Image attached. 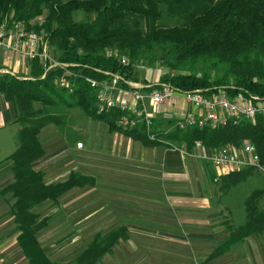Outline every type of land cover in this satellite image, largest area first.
Listing matches in <instances>:
<instances>
[{
    "label": "trees",
    "instance_id": "1",
    "mask_svg": "<svg viewBox=\"0 0 264 264\" xmlns=\"http://www.w3.org/2000/svg\"><path fill=\"white\" fill-rule=\"evenodd\" d=\"M44 11L47 14L41 26H31V21ZM77 11L92 14L93 20L76 22L73 14ZM167 16L171 26L164 24ZM3 22L22 23L28 30H44L56 62L66 65L41 78L44 67L35 59L30 62L29 76L23 77L28 79L0 75V94L13 104L19 128V145L3 161L12 164L13 182L0 190V197L11 195L9 214L27 264H61L51 262L36 239L51 217L41 218L33 209L47 200L56 201L73 188L95 185L93 177L75 172L62 183L46 185L43 174L33 171L32 162L44 156L37 138L39 132L50 124H64L60 116L50 111L78 109L86 118L106 124L109 133L122 134L149 148L169 150L175 148L171 143L183 144L187 154L196 148V143L214 150L248 140L264 165L262 117L252 124L174 129L156 133L152 141L147 139L144 126L127 130L116 126V121L127 112L117 108L99 112L95 89L87 81L102 82L112 73L136 82L134 65L142 53L153 54L158 49L162 53L161 64L168 69L158 83H169L180 90H205L233 81L234 89H227L229 96H251L264 101V0H0V24ZM109 49H115L117 55H110ZM121 56H127L128 63H123ZM200 64L214 70L223 66L221 75L211 79L203 72L199 76L196 71ZM62 77L67 81L66 87L57 83ZM35 103L41 104V109H35ZM232 175L221 180L227 181ZM262 197L264 189L250 194L245 201V222L230 230L227 241L200 264H207L228 253L232 246L264 233V208L259 207ZM125 237L124 226L106 234L97 233L85 250L66 264H96Z\"/></svg>",
    "mask_w": 264,
    "mask_h": 264
},
{
    "label": "rangeland",
    "instance_id": "2",
    "mask_svg": "<svg viewBox=\"0 0 264 264\" xmlns=\"http://www.w3.org/2000/svg\"><path fill=\"white\" fill-rule=\"evenodd\" d=\"M46 14L47 11H44L41 17L31 21V26H41L39 23H43ZM73 17L76 22H88L93 20L94 16L77 11ZM164 24L172 25L168 16ZM51 51L55 60V52L52 48ZM108 53L117 55L115 49H109ZM161 54L158 49H155L153 54L142 53L133 69L136 85L157 83L159 77L168 72L161 64ZM127 58L121 56V61L128 63ZM222 68L223 66L214 70L208 65L200 64L196 73L201 76L204 72L213 79L221 75ZM230 83L198 91H205L203 93L206 95L227 96L241 103H253L252 98L255 97L229 96L227 89H234L233 81ZM172 100H176L180 108H187L183 99L175 96L160 107L171 108L169 102ZM41 107V104H34L36 109ZM149 107L154 109L151 105ZM50 112L60 116L64 124H50L41 129L38 138L42 149L44 147L50 154L54 151L69 150L73 158L72 168L95 178L93 187L75 190L56 202H45L33 209L41 218L51 217L48 226L36 236L41 250L51 262L66 264L85 250L95 234H106L118 226H126V237L118 240L110 252L96 264H200L217 243L226 239L230 230L245 222V201L250 194L254 190L264 189V171L245 169L232 172L233 175L227 181L220 180L211 184L213 195L208 208H204L203 216L201 212H194L192 215L183 209L176 210L168 202L165 203L154 195L156 189L150 188L146 196V192L131 190L130 181L128 185L123 183L122 174L131 173V167L119 163L116 159L118 154H114L110 143L108 146L105 142L97 140L91 142L101 138L105 132V124L89 122L79 110ZM3 137H8V132L0 134V138ZM244 143L249 141H242L239 145ZM78 144H82V148H79ZM18 145L17 137L13 144L6 145L0 139V162L6 158L9 149L14 151V146L17 148ZM171 145L184 150L183 144ZM239 145L232 146L238 148ZM11 165L0 164V179H5L1 186L10 180ZM65 168L70 170L69 165ZM249 171V175L243 176ZM214 173L216 176L215 171ZM10 198L11 195H6L0 201V256L6 253L13 255L17 250L19 254L15 258L20 257L23 261L25 257L16 240L19 233L9 215L8 207L12 201ZM259 207L264 208V197ZM255 237L264 254V233ZM233 250L226 259L221 260L222 264H253L250 258L243 256L241 248ZM3 261L0 259V262Z\"/></svg>",
    "mask_w": 264,
    "mask_h": 264
},
{
    "label": "crops",
    "instance_id": "3",
    "mask_svg": "<svg viewBox=\"0 0 264 264\" xmlns=\"http://www.w3.org/2000/svg\"><path fill=\"white\" fill-rule=\"evenodd\" d=\"M29 65L30 63L22 61L17 56L11 53L1 54V69L13 73L15 77H28L30 73ZM131 83L135 84L132 81ZM146 84L150 83H145L144 85ZM129 88L130 89H124L120 86L121 90L116 94V98L120 101H125L127 104H129V106L133 107L135 105V102L130 94V90L132 88ZM169 103L171 108H163L157 106L154 107V109H151L149 107L150 105L148 104V110H150L149 112L153 113L154 116L155 126L163 133H169L171 125L161 119L159 115L161 112L169 111L173 113L175 117L180 118L185 114L194 111L189 107H187L185 110L180 108L177 105L176 100H172ZM83 117L89 122H99L86 118L84 115ZM16 118L17 117L13 104L11 102H7L4 99L3 95L0 94V134L8 132V137L0 138L2 139L4 145H6L7 143L13 144L17 137L19 128L18 124L16 123ZM104 128L105 132L104 134H102L101 138L94 139L91 142L97 140L98 142H105L106 144H108V146L110 143V147H113L112 150L114 151V154H118L116 156V159L119 161V163H121V165L123 164L122 166L125 165L131 167V173L122 174L123 183L125 185H128L130 181L131 190L137 189L141 192H146V196L148 195V190L150 188L156 189V193L154 195H157V197L165 201V203L168 202V204H170V206L176 210L183 209L185 211L191 212L192 215H194V212H201L203 216L204 208H208L212 199L211 195L213 194L211 192V184L213 185L214 183H218L222 178H225L226 176L232 174V172L226 175L224 174V176L222 175L217 182H214L215 173L208 167L205 160V157L207 156L206 154L209 153V149L207 148L199 146L196 147V149L194 148L193 150H191L189 154L185 153L182 148H174L169 150L165 147L149 148L143 146L139 141L130 140V138L122 134L116 132L109 133L107 125ZM39 136L40 134H38L37 138ZM107 139H110V141H108ZM8 145L11 146L10 144ZM14 147L15 148L13 149L15 151L16 146ZM11 149L7 151L8 154L6 158L14 152ZM43 150L44 156L32 162L31 167L33 171L43 174V182L46 185L57 182L62 183V181L66 180V178L71 173H79L72 168L73 158L72 155H70L71 153L69 152V150H59L57 152L54 151V153L52 154L46 151L44 147ZM4 160H2L0 164H11V162H3ZM65 165H69L70 170L68 168H65ZM79 174L92 177L88 174H84L83 172H80ZM4 181L5 179H0V190L4 189L7 185L13 182V174H11L10 180L6 184L1 186V183H3ZM84 188H91V186ZM84 188H73L62 196H65L75 190H81ZM4 197H0V201L3 200ZM56 201L47 200L45 202ZM45 202L41 204H44ZM227 238L228 235L225 240L216 244L217 246L213 248V251L220 244L227 241ZM235 248H237V250L241 248L244 253L243 256L250 258L251 262L253 261V264H264V254H262L261 246L258 242L257 237L255 236L249 237L243 242L232 246L228 253L210 262L212 264H222L223 261L221 260H223V258L226 259L227 256H229ZM212 252H210L209 255ZM18 254L19 252L16 250L15 254L13 253V255H9V253H6V255L0 256V259L4 260L3 262H0V264H5L4 262H6V264H16L17 262H19V264H26L25 259L21 261L20 257L15 258V256H17ZM208 256H206V258Z\"/></svg>",
    "mask_w": 264,
    "mask_h": 264
},
{
    "label": "built area",
    "instance_id": "4",
    "mask_svg": "<svg viewBox=\"0 0 264 264\" xmlns=\"http://www.w3.org/2000/svg\"><path fill=\"white\" fill-rule=\"evenodd\" d=\"M2 53H11L27 63L37 59L44 67L41 78H44V75L50 70L66 67L65 64L53 59L47 33L42 29L28 30L22 23L7 24L3 22L0 24V59ZM0 75L14 76L13 73L1 69V67ZM108 75V80L102 82L87 80L95 89L98 111L103 112L117 108L127 112L116 121V126L125 130L144 126L148 140H155V132L160 131L155 126L154 116L149 112L148 104L153 107L161 106L174 96L181 97L187 107L194 111L180 118L175 117L169 111L161 112L159 114L161 119L171 125L170 132L174 129L178 131L191 128L213 129L228 124L240 125L242 122L252 124L257 117L264 118V102H260L257 98H252L253 103H241L231 100L227 96L206 95L203 93L205 91L180 90L169 83L136 85L119 74ZM57 83L60 87L67 86V81L63 77L58 79ZM121 84L132 88L130 94L135 102L133 107L116 98V94L121 90ZM150 89L152 91L148 92L147 90ZM196 146L198 147L199 143H196ZM78 147L82 148V144H78ZM205 159L208 167L216 172L214 182L230 172H239L245 169L264 171V165L260 164L254 146L249 143L241 144L238 148L225 145L218 149H209Z\"/></svg>",
    "mask_w": 264,
    "mask_h": 264
}]
</instances>
